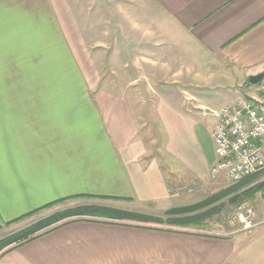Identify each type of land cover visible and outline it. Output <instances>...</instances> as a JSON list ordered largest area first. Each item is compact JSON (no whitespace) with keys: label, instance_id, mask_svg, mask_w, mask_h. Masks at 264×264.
<instances>
[{"label":"crops","instance_id":"crops-1","mask_svg":"<svg viewBox=\"0 0 264 264\" xmlns=\"http://www.w3.org/2000/svg\"><path fill=\"white\" fill-rule=\"evenodd\" d=\"M83 2L0 0V231L75 200L109 214L42 232L0 264H264L257 209L252 231L214 233L160 213L195 203L191 191L213 177L218 117L199 90L230 82L225 104L244 96L232 89H256L264 0H119L132 47L89 43ZM149 28L160 38L146 41Z\"/></svg>","mask_w":264,"mask_h":264},{"label":"rangeland","instance_id":"rangeland-1","mask_svg":"<svg viewBox=\"0 0 264 264\" xmlns=\"http://www.w3.org/2000/svg\"><path fill=\"white\" fill-rule=\"evenodd\" d=\"M123 4L126 6V9L128 10H135L136 3L135 2H125L123 1ZM83 7L87 10L86 17H82V19L85 20L86 30L83 32L86 37H89V43L90 39L93 41H97V46H136V40L137 36L136 33L131 32L130 28L124 24V27L119 26L120 24V2L119 0H84V2L81 4ZM80 4L77 6V10H79ZM150 7L153 8V6L150 4ZM106 10V11H104ZM91 13V14H90ZM148 19H146L147 22L152 21L151 14L150 16H147ZM156 18V15H155ZM136 21V19L134 20ZM119 23V24H118ZM153 22L151 23V25ZM147 27V26H145ZM91 30V34L89 35V31ZM124 30V31H121ZM144 35L143 33H139L138 36L141 37ZM145 39L147 40H154V37L157 39L160 38V31H157L155 28H149V30L145 33ZM112 41L113 44L111 43ZM107 42V44H106ZM116 42L118 45H116ZM94 45V44H93ZM95 46V45H94ZM100 52H103V48H98ZM108 51V49H107ZM101 56H104L103 53H100ZM97 53H92V58L97 61ZM103 68L109 69L111 71V68L107 67L106 61H103L102 59ZM105 73V72H104ZM110 74H108L109 76ZM120 78L123 81H127L130 77L126 74L121 75ZM223 85L225 86V89H223ZM231 83L227 82V84L223 83L222 81L218 82H210L207 84L208 88L200 89L199 92H202V95L205 96V101L207 103H210L212 105L213 110L215 109L218 111V109L227 104H223V98L221 94L223 92H227L228 88L230 87ZM254 85V84H253ZM133 88V87H132ZM191 93H195L197 89L190 88ZM230 95H245V92L241 89H232V91H229ZM223 104V105H222ZM261 175H255L253 177L246 178L239 182H233L230 181L224 173H218V175H214L210 178L208 182H206L203 186L197 187V190L194 192L191 191L193 194L187 198L186 203L191 202H197L198 200L202 201L207 197L212 196L213 194H221L222 191H226L223 195H220V199L216 201L214 204H208L207 206H204L203 208L199 209V211L194 210L192 212H189V210H184V214L187 216H194L191 220H183L180 223L185 229H198L200 232H209L211 233L213 231H223L224 229L227 230H240L237 226H232L230 223V220L234 214L235 207L238 203L242 201H248L251 203L255 209L258 210V213L261 215L264 213V195L262 193V188L264 186V181H260ZM239 193V198L234 199L233 195ZM231 197V198H230ZM192 199V201H191ZM199 201V202H200ZM74 205L80 206V200L73 201ZM185 203V202H184ZM60 205V204H59ZM57 205V206H59ZM90 206H94L95 204H88ZM57 206H52L49 208H45L38 213H34L27 218H25L22 223L19 225L16 224L13 228H8L7 230L0 231V252H4L6 250H10L16 246H19L23 244L24 242L32 239L33 237L38 236L43 231L54 227L56 224L61 223L65 220L71 219V218H80V217H88L90 215H96L92 214L91 212L87 214H75L73 216L59 219L54 224L42 228L38 230L37 232H32L26 236L17 238L20 236L25 229L29 228V230H32L31 228L37 227L42 223V221H45L48 219L53 212H55V209H57ZM85 206V205H83ZM223 206L221 207V210L219 212H210V208L214 209L215 207ZM206 207V208H205ZM213 207V208H212ZM60 210V209H58ZM191 211V210H190ZM189 212V213H188ZM203 212L206 216H204L203 219H197L195 217V213ZM100 213V212H99ZM162 213V216L167 215L164 212ZM217 213V214H216ZM167 217V216H166ZM216 219H219L217 222ZM194 228V229H193ZM28 230V229H27ZM13 231V232H12ZM12 232V233H11ZM26 234V233H25ZM23 235V234H22Z\"/></svg>","mask_w":264,"mask_h":264},{"label":"built area","instance_id":"built-area-1","mask_svg":"<svg viewBox=\"0 0 264 264\" xmlns=\"http://www.w3.org/2000/svg\"><path fill=\"white\" fill-rule=\"evenodd\" d=\"M256 84L252 93L216 111L218 121L212 136L217 161L212 172L225 173L233 182L258 174L259 182L264 181V79ZM255 217V207L242 201L235 207L230 223L240 230L252 231L258 224Z\"/></svg>","mask_w":264,"mask_h":264},{"label":"trees","instance_id":"trees-1","mask_svg":"<svg viewBox=\"0 0 264 264\" xmlns=\"http://www.w3.org/2000/svg\"><path fill=\"white\" fill-rule=\"evenodd\" d=\"M224 193H226V191H222L221 194H213L212 196L210 197H207L205 198L204 200L202 201H198V202H195L193 204H188V205H185V206H182V207H178V208H175V209H171V210H168V211H165V213L169 216H168V221H171L174 216L173 215H170L171 213H174V214H184V210H189V212H192L194 210H199L201 208H203L204 206H207L208 204H214L217 200L220 199V195H223ZM233 197L234 199H238L239 198V193L231 196ZM230 197V198H231ZM213 208V207H212ZM220 207H215L214 209H211L210 208V212H217L219 210ZM108 207L106 206H98V205H94V206H90V205H80V206H72V207H66L64 209H61V210H58L56 211L55 213H53L48 219H46L45 221H42V223L40 225H38L37 227H34V228H31L32 230H29V228L25 229L26 231H24L20 236H18L17 238H20V237H23V236H26L32 232H37L38 230L42 229V228H46L52 224H54L56 221H58L59 219H63V218H67V217H70V216H73L75 214H87L89 212H91L92 214H95V213H107L109 214L108 212ZM191 210V211H190ZM188 212V213H189ZM122 217H125V218H137V219H140V220H152V219H158L157 217H152V216H148V215H143V214H137L136 212H129V211H120L119 212ZM204 216H206L203 212H199V213H195V217L197 219H203ZM194 216H187V215H183L182 217H177L178 220H191L193 219ZM71 219H74L71 218ZM71 219H68V220H65L61 223H58L56 224L54 227L48 229V230H51L55 227H58L68 221H70ZM170 219V220H169ZM46 230V231H48ZM45 231V232H46ZM44 232V231H43ZM26 233V234H25ZM34 238V237H33Z\"/></svg>","mask_w":264,"mask_h":264},{"label":"water","instance_id":"water-1","mask_svg":"<svg viewBox=\"0 0 264 264\" xmlns=\"http://www.w3.org/2000/svg\"><path fill=\"white\" fill-rule=\"evenodd\" d=\"M264 79V71L263 72H260L258 74H255V75H252L250 77V81L253 83V84H256L258 82H260L261 80Z\"/></svg>","mask_w":264,"mask_h":264}]
</instances>
